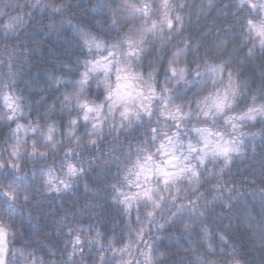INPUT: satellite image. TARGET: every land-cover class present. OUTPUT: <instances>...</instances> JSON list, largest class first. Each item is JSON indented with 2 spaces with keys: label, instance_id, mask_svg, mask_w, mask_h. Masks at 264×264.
<instances>
[{
  "label": "clouds",
  "instance_id": "1",
  "mask_svg": "<svg viewBox=\"0 0 264 264\" xmlns=\"http://www.w3.org/2000/svg\"><path fill=\"white\" fill-rule=\"evenodd\" d=\"M251 2L0 0V264H101V256L144 264L149 252L152 264H264V135H254L264 116L237 121L236 130L226 122L253 95L264 103V48L248 26L264 23V0ZM83 33L102 46L86 45ZM109 52L107 73L88 71ZM229 72L240 85L232 106L205 117V98L223 90ZM119 84L130 102L108 99ZM84 101L102 106L99 115L85 120ZM205 127L236 137L227 163L211 155L201 163L190 150ZM161 143L178 157L176 170L191 165L198 175L184 171L167 186L153 176L160 206L140 199L126 214L117 189L136 191L137 157L163 164ZM77 235L82 252L73 249ZM113 238L127 252L105 248Z\"/></svg>",
  "mask_w": 264,
  "mask_h": 264
},
{
  "label": "snow or ice",
  "instance_id": "2",
  "mask_svg": "<svg viewBox=\"0 0 264 264\" xmlns=\"http://www.w3.org/2000/svg\"><path fill=\"white\" fill-rule=\"evenodd\" d=\"M165 4H167V0H164ZM248 2L251 4V7H256L255 3H252L251 0H248ZM245 0H241V4H244ZM147 13V9H145V14ZM165 17L167 18V23L168 27L172 28L173 27V20L169 17L168 13H165ZM177 19H180L179 16ZM248 26L250 30L259 37V43L262 48H264V23L262 24H256L252 20L248 21ZM11 27V25H10ZM83 39L86 45L89 47L95 46L97 48L101 47L102 45L100 42L96 41L94 37L89 38V35L87 33H83ZM140 39L142 40L143 37L141 36ZM130 45L132 41L128 42ZM249 55H253L254 53L252 52V49H249ZM113 55V53L109 52L108 56H102L98 58L95 61H88L87 63L89 64V69L88 71L91 72H96L103 70L105 73H107L110 70V65L111 62L109 60V57ZM212 73H217V67L212 66L209 69ZM118 75L117 79H126L125 76H122L119 74L120 70L117 69ZM173 72L175 73V69L173 68ZM184 70H181V79L184 78L183 75ZM220 73L222 75V69L220 70ZM84 80L86 81L88 78V72H85L83 74ZM228 81L226 86L223 88L222 91L218 90L216 94L212 97H210V102L209 98H205V107L206 110H204V116L208 117L212 114V111L214 110L217 114H222L225 112L226 109L230 108L234 102V99L236 95L238 94L240 90V85L237 81L233 79L232 73L229 72L228 74ZM128 87L126 84H119L117 86V90L115 91H110L108 94V99L112 100L113 96H115V100L113 101L114 103H128L130 102V98L132 96V93L130 91H123L122 89H125ZM6 100L9 101L8 107L9 109H12L13 111L15 110V104L14 101L11 100L10 97H5ZM253 104L248 106L246 110L241 111L237 114L230 115L227 117V123L231 124V127L233 130H236L240 127V125L237 123V121H243V120H256L257 119V114H260L261 116H264V103H256V96H252ZM83 108H84V116L83 118L85 120L90 119V113L96 112L97 116L99 115L102 106H93L89 105L87 101L83 102ZM128 109H125V112H127ZM179 111V109H177ZM11 118V117H10ZM76 121H73V124H75ZM24 126L21 124L17 125V133L23 128ZM33 132L36 131L35 128L31 129ZM200 133V140L201 143L199 146H194L189 144V148L191 151H198L200 153L199 159L201 163H203L208 156H215V157H224L225 162L227 163L229 158H230V153L239 151V149L235 146L236 145V137L232 138H225V134L220 131H213L211 128H200L196 129ZM52 132L53 129L51 126L48 128V139H52ZM254 135H264V129H261V132L256 133ZM215 137V139L213 138ZM169 142H171L169 138ZM160 151L162 156H167L168 158L163 161V164L157 163L156 166L153 168L149 166L153 160V156L149 153L144 157V160L141 161L139 157L136 158L133 164V168H135V172L132 174L136 177V182H135V188L136 191H130V192H123L120 189H117L119 192V202L121 205H123L124 212L126 214H130L131 210L133 209L134 206H137V202L140 199H145L147 201H150L154 204L155 207H159L161 204V201L163 200V196L159 199H157L153 195L154 188L148 185V181L153 178V176H157L161 178V182L167 186L170 182L174 181V178L180 175L184 171H192L193 175H198V173L195 171L194 167L191 165L186 166L185 168H180L178 170L175 169V164L176 161L178 160V157L175 155L169 154L166 146L161 143L160 144ZM35 151V149H33ZM146 151V150H145ZM16 153L14 152L13 155ZM2 166V165H0ZM9 166L10 167H17L12 161H9ZM173 169V170H169ZM68 171L69 174H74L77 169L76 166L73 164L68 165ZM129 171L131 172L132 169L130 168ZM143 176L144 178V183H140V177ZM129 185L133 184V181L129 180L128 181ZM55 187V185H53ZM67 187V185H65ZM59 191V189H56ZM6 195L11 196V193H6ZM175 199V197H173ZM148 217H153L154 213L152 211H148L147 213ZM137 221L139 220V215L137 214L136 216ZM129 230L136 232V237L138 240H140L142 243H147V241L144 239V230L143 228L139 229L138 231L133 227L129 226ZM71 231V229H69ZM4 234V229L3 227H0V238L3 237ZM100 233L97 231L95 237H90V239H95L99 240ZM81 244V239L80 236L77 235L74 237L73 241V249L83 251V248H79V245ZM105 248H109L114 255L116 254H123L127 252L129 244L128 243H121L117 245L115 242L114 238L109 239L107 243L104 244ZM151 246H149L150 248ZM4 248L2 245H0V257L3 256L4 254ZM101 264H103L104 257H100ZM128 264H131V262H128ZM144 264H152V256L150 252L145 255V262Z\"/></svg>",
  "mask_w": 264,
  "mask_h": 264
}]
</instances>
